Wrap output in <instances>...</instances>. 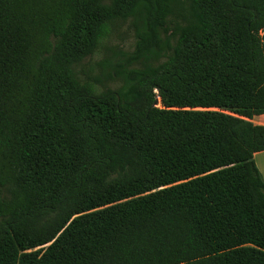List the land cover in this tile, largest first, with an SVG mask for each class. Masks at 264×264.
<instances>
[{"label": "trees", "instance_id": "obj_1", "mask_svg": "<svg viewBox=\"0 0 264 264\" xmlns=\"http://www.w3.org/2000/svg\"><path fill=\"white\" fill-rule=\"evenodd\" d=\"M263 114L264 0H0V264H264Z\"/></svg>", "mask_w": 264, "mask_h": 264}, {"label": "rangeland", "instance_id": "obj_2", "mask_svg": "<svg viewBox=\"0 0 264 264\" xmlns=\"http://www.w3.org/2000/svg\"><path fill=\"white\" fill-rule=\"evenodd\" d=\"M135 45V31L130 21L119 24L108 38L99 43L96 52L77 66L76 71L79 77L81 80L85 79L91 83H95L96 80L102 77L100 64L111 56L112 50L121 53H131L134 51ZM95 84L98 92L105 89L115 90L119 87V83L117 82L107 81L103 84Z\"/></svg>", "mask_w": 264, "mask_h": 264}, {"label": "crops", "instance_id": "obj_3", "mask_svg": "<svg viewBox=\"0 0 264 264\" xmlns=\"http://www.w3.org/2000/svg\"><path fill=\"white\" fill-rule=\"evenodd\" d=\"M252 123L264 127V114L254 117ZM254 163L264 180V151L254 154Z\"/></svg>", "mask_w": 264, "mask_h": 264}, {"label": "water", "instance_id": "obj_4", "mask_svg": "<svg viewBox=\"0 0 264 264\" xmlns=\"http://www.w3.org/2000/svg\"><path fill=\"white\" fill-rule=\"evenodd\" d=\"M154 106H157V102H155Z\"/></svg>", "mask_w": 264, "mask_h": 264}]
</instances>
